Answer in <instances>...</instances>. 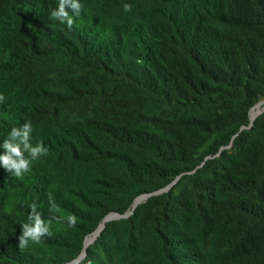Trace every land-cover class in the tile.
Instances as JSON below:
<instances>
[{"label": "trees", "instance_id": "16d2710c", "mask_svg": "<svg viewBox=\"0 0 264 264\" xmlns=\"http://www.w3.org/2000/svg\"><path fill=\"white\" fill-rule=\"evenodd\" d=\"M79 2L69 30L59 0H0V145L30 121L48 149L22 177L0 168V264L71 262L175 179L76 264H264V111L243 128L264 100V0ZM33 203L77 221L20 250Z\"/></svg>", "mask_w": 264, "mask_h": 264}, {"label": "clouds", "instance_id": "9594fccd", "mask_svg": "<svg viewBox=\"0 0 264 264\" xmlns=\"http://www.w3.org/2000/svg\"><path fill=\"white\" fill-rule=\"evenodd\" d=\"M83 5L79 0H59L58 8L51 11V18L58 20L60 23L67 24L71 30L74 19L69 15L67 9H71L75 16H79ZM125 12L131 11L130 4H124ZM5 97L0 94V102H3ZM31 122H25L21 127H13L3 142V154H0V168H3L7 173L19 178L25 173L31 171V164L33 160L48 154V149L44 146L42 141H39L35 146L31 143ZM27 153V157L25 156ZM50 211H59V205L50 197ZM30 213L27 222L21 224V235L18 240V247L20 250L29 246V241L39 243L41 238L45 235H50L49 225L55 219L57 222H65L69 227H74L77 217L74 214H69L66 217H51L49 221L42 219V213L37 211L35 203L30 205Z\"/></svg>", "mask_w": 264, "mask_h": 264}, {"label": "water", "instance_id": "95a60500", "mask_svg": "<svg viewBox=\"0 0 264 264\" xmlns=\"http://www.w3.org/2000/svg\"><path fill=\"white\" fill-rule=\"evenodd\" d=\"M261 104L263 105V107H262V109L258 112L257 115H259L261 112L264 111V100L258 102L257 104H255V105L253 106V107H255V106H258V105H261ZM253 107H252V108H253ZM252 108H251V109H252ZM251 109H250V111H251ZM250 111H249V125H248L247 127H243V128H250V127L252 126V124H253V121H254L255 118H254V119H251V118H250ZM243 128H242V129H243ZM176 180H177V179H175L172 183H170L168 186H166V187L163 188V189H160V190H158V191L151 192V193H147V194H144V195H141V196L137 197V198L134 200L131 209H130L129 211H127L126 213H124V214L112 213V214H110V215H107V216L102 220L101 224L97 227V229H96V230L90 235V236H93V238H92V240H91L90 243H92V242L95 240V238L99 235L100 231L104 228V225H105L106 222L111 221V220H116V219H121V218H126V217H128L129 215L132 214L133 209H134L138 204L142 203L143 201H145L147 198H149V197H151V196H156V195H159V194H161V193H163V192L168 191V190L171 188V186L176 182ZM88 237H89V236H88ZM86 238H87V237H86ZM86 238H85V241H84V247H83V251H82V253H81V254H80L75 260H73V261H71V262H68V263H66V264H76V263H78V262H79V261L85 256V248L90 244V243H89V244H86Z\"/></svg>", "mask_w": 264, "mask_h": 264}, {"label": "bare ground", "instance_id": "6f19581e", "mask_svg": "<svg viewBox=\"0 0 264 264\" xmlns=\"http://www.w3.org/2000/svg\"><path fill=\"white\" fill-rule=\"evenodd\" d=\"M262 107H263L262 104H261V105H258V106H255L253 109H257V113H256V115H254V116H250V118H251V119H254V118L257 116L258 112L261 110ZM253 109H252V110H253ZM252 110H251V111H252ZM92 238H93V236H91V237L87 240L86 244H89V243L91 242Z\"/></svg>", "mask_w": 264, "mask_h": 264}, {"label": "rangeland", "instance_id": "374dc122", "mask_svg": "<svg viewBox=\"0 0 264 264\" xmlns=\"http://www.w3.org/2000/svg\"><path fill=\"white\" fill-rule=\"evenodd\" d=\"M261 109H262V108H261ZM256 113H257V109H253V110L251 111V116L256 115Z\"/></svg>", "mask_w": 264, "mask_h": 264}]
</instances>
